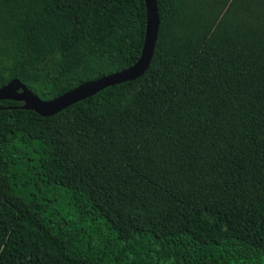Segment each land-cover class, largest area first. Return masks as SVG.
<instances>
[{
	"label": "trees",
	"instance_id": "obj_1",
	"mask_svg": "<svg viewBox=\"0 0 264 264\" xmlns=\"http://www.w3.org/2000/svg\"><path fill=\"white\" fill-rule=\"evenodd\" d=\"M146 71L50 117L0 101V264H264V0H155ZM143 0H0V87L40 100L139 57Z\"/></svg>",
	"mask_w": 264,
	"mask_h": 264
},
{
	"label": "water",
	"instance_id": "obj_2",
	"mask_svg": "<svg viewBox=\"0 0 264 264\" xmlns=\"http://www.w3.org/2000/svg\"><path fill=\"white\" fill-rule=\"evenodd\" d=\"M143 2L145 7L143 44L139 57L131 66L119 72L81 84L56 98L47 101L40 100L18 80L13 79L6 85L0 87V101L8 100L20 102L22 103L21 108L23 110L32 111L41 117H50L74 103L93 96L106 87L133 81L140 77L149 65L158 27L155 0H143Z\"/></svg>",
	"mask_w": 264,
	"mask_h": 264
}]
</instances>
